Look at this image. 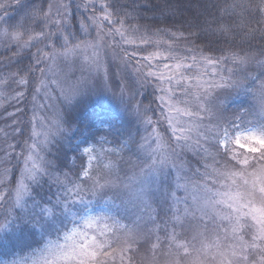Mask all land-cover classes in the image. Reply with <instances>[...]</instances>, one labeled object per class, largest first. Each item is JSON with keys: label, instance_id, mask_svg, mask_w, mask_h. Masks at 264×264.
Wrapping results in <instances>:
<instances>
[{"label": "snow or ice", "instance_id": "obj_1", "mask_svg": "<svg viewBox=\"0 0 264 264\" xmlns=\"http://www.w3.org/2000/svg\"><path fill=\"white\" fill-rule=\"evenodd\" d=\"M12 6L24 11L9 24ZM74 6L92 9L75 30L63 0L31 7L0 0V41L36 49L31 64L0 74V95L17 102L26 96L19 89L34 84L31 119H20L19 107L8 113L23 146L8 144L21 151L0 159V264H264V0H232L213 17L215 27L182 26L188 36L153 32L135 8L121 14L111 0ZM206 33L244 43L219 56L194 46L178 54L177 40ZM117 35L120 41L109 43ZM6 67L0 61V71ZM95 86L125 102L143 131L97 135L76 157L80 168L60 173L45 152L68 131L62 106ZM148 87L154 98L145 103L137 89ZM241 95L258 103L234 105ZM165 169L170 180L162 184ZM45 177L57 194L29 208L32 185Z\"/></svg>", "mask_w": 264, "mask_h": 264}, {"label": "trees", "instance_id": "obj_2", "mask_svg": "<svg viewBox=\"0 0 264 264\" xmlns=\"http://www.w3.org/2000/svg\"><path fill=\"white\" fill-rule=\"evenodd\" d=\"M22 2L31 7L32 3L39 2V0H22ZM63 2L69 4V12L71 14L70 20L72 18L75 20V23L72 25L73 29H78L80 26L79 22L85 19V17L91 13L92 9H89V12L85 13L83 8H75L74 5L78 0H63ZM100 2H103V0H98V7ZM111 2L119 6L121 14L123 11L132 12V9L135 8L136 11L133 14L138 17V22L149 25L153 32H155L157 28H168L170 31L177 32L178 35L180 32H184V35L188 36L182 26H188L190 23L196 22H200L201 24L205 22L212 24L213 17L219 18L222 15L220 9H222L226 3H232V0H111ZM213 4L218 7L216 9L211 8L210 5ZM206 7L208 8L207 13L204 11ZM11 8L14 9L11 15L13 18L24 11L16 6H12ZM111 10L112 9H110V11ZM224 19L227 20L228 17H224ZM7 21L9 24H12V21ZM135 22L136 21H132V23ZM212 26L215 27L214 24H212ZM192 31L197 32L199 35L197 29L193 28ZM92 34H94V30ZM165 38L167 39V37ZM25 39H27V37H25ZM153 39H155V37H153ZM4 41H0V61L8 63V67L3 68L0 74L6 75L9 71H15L19 66H27L32 63L31 53L36 51L35 48L18 50L15 43H11L6 48L5 45L8 44V41ZM189 41L191 43H189ZM233 42L237 45H242L244 43L240 37L223 38L206 33L204 38L201 39L188 37V39L185 40L181 38L175 42V47L178 52L182 54H184V49L186 47L194 46L198 50H203L206 55L219 56L222 54V50H234L230 47ZM252 43L254 47L260 46L259 40L252 41ZM209 49H214L215 51H209ZM17 52L18 54H16ZM253 74H255V72ZM12 87L15 88L16 86L13 85ZM33 87L32 85L28 90L20 88L19 90L26 91V95L28 96H25V98L19 102L13 100L18 103V107L26 102L25 116L32 112L31 103L33 104ZM10 93L14 95L11 89ZM138 97H140V95H138ZM9 99L11 98L9 97ZM8 102L11 103L10 100H8ZM257 103L258 101L251 95H241L233 100L234 105L244 104L247 106ZM20 117H22V115ZM62 118L64 126L68 131L53 138L45 152L46 158L51 161L52 166L60 173H68L69 169L80 168L81 161L76 157L83 147L95 141L97 135H102L109 129H111L114 134L120 135L121 138H126L129 134L135 136L137 133V130L133 129V124L127 119L126 114L119 113L117 109L110 105L94 103L89 104L81 110L74 106L71 110V114L69 116L63 115ZM109 139H111V137H109ZM111 146L110 144L105 145V147ZM84 163L87 164V157H84ZM164 172L167 174L168 170ZM15 174L19 176L18 168L15 169ZM163 180L165 179L163 178ZM165 182L166 181H164L163 184H167L168 179L167 182ZM32 189L31 200L28 205L29 208L35 207L31 201H35L36 204H42L44 201L54 199V196L58 192L57 187L53 185L47 177L41 179L39 183L33 184Z\"/></svg>", "mask_w": 264, "mask_h": 264}, {"label": "rangeland", "instance_id": "obj_3", "mask_svg": "<svg viewBox=\"0 0 264 264\" xmlns=\"http://www.w3.org/2000/svg\"><path fill=\"white\" fill-rule=\"evenodd\" d=\"M13 11H14V9L11 7L7 9L6 19L9 21H12V23H15L20 18V16L23 14V12L17 14L15 16V18H13L11 16L13 14ZM0 14L4 15L3 12H0ZM38 29L39 28H37V30ZM105 30L107 31V27L105 28ZM93 35H95V31H94ZM117 41H120V37L118 35L115 37L114 41L111 38L109 39V43H114ZM153 50H154L153 48L146 49L144 54H147L148 51H153ZM178 54H182V53L178 52ZM115 71H116V69L113 68L112 69L113 74L115 73ZM119 83H120L119 79L113 75L112 86L118 88ZM32 85L34 86V84H30L29 87H31ZM129 86L133 87V88L136 87L134 79L129 80ZM6 91L10 93V89H7ZM137 91H138V95H140V97H138V98H140V99L143 98L145 103H148L149 100H152L154 98V93H153L152 87H148V88H144V89H137ZM27 96L28 95H26V97ZM9 97H10L9 95H0V130H2V131H0V159L3 158L5 151L11 152L13 157H14L15 153L20 152L21 147L23 146L22 138L19 135H16L14 133L12 127H11L12 118H10L8 116V113H12L16 110V108L18 107V103L9 99ZM8 100H10L11 103H9ZM41 101H42V97L37 95L36 103H40ZM90 101H95V102H90ZM94 103H100L102 105H110L111 107L117 109V111L119 113L126 114L127 119L133 124V129L134 130L139 129L141 132L143 131L142 129H140V126L138 125L136 118L126 110L125 102H123L118 96L114 95L111 91L105 89L102 86L91 87L87 91H85L84 93H82L81 95L76 97L72 101L71 104H67V105L62 106V109H61L62 116L63 115L69 116L71 114V110L73 109L74 106L77 107L79 110H81V109L85 108L86 106H88L89 104H94ZM28 105H29V102H28ZM31 106H33L32 103H31ZM153 107L156 108L155 103L153 104ZM19 108H22L25 110L24 113L22 114V117H19V118L24 120L25 122L29 121L32 117V112L29 115L25 116L26 115V102L21 104ZM156 111H157V113H159L158 108H156ZM44 114L45 113H43V112L37 113V115H44ZM18 126L22 127L23 125H18ZM165 127H166V124H162V126L158 130L163 132V129ZM5 133H7L8 135L5 136ZM29 134H30V127L28 129H25L24 136L27 137ZM29 142H31V141H29ZM8 144H19V145H21V147H16L14 150H12V149L7 148ZM15 164H17V161L13 158L11 160V164L9 166L11 167ZM193 167H195V161L194 160H193ZM165 170H167V169H165ZM14 171H15V169H14ZM19 174H20V172H19ZM163 178L165 180H163ZM9 179L11 180V176H9ZM167 179L169 182L170 178L167 177L166 172H164V174L159 177V182L163 184L164 181L167 182Z\"/></svg>", "mask_w": 264, "mask_h": 264}]
</instances>
